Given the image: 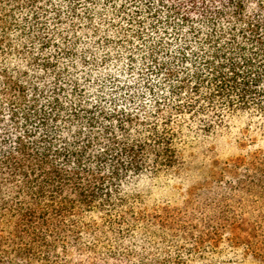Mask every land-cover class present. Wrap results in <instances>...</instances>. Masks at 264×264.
<instances>
[{"label": "trees", "instance_id": "obj_1", "mask_svg": "<svg viewBox=\"0 0 264 264\" xmlns=\"http://www.w3.org/2000/svg\"><path fill=\"white\" fill-rule=\"evenodd\" d=\"M234 116L264 139V0H0V264H264V143L250 199L152 195Z\"/></svg>", "mask_w": 264, "mask_h": 264}, {"label": "rangeland", "instance_id": "obj_2", "mask_svg": "<svg viewBox=\"0 0 264 264\" xmlns=\"http://www.w3.org/2000/svg\"><path fill=\"white\" fill-rule=\"evenodd\" d=\"M255 132V128L250 131V118L234 116L222 129H218V135L224 134L216 142L197 138V135L189 136L183 150L184 165L172 175L156 178L152 195L160 200L165 199L166 195L171 196L175 202L181 204L180 189L185 187H196L203 191V195H210L215 191L221 196L222 188L229 189L234 184L238 198L250 199V149L264 143L263 138L252 142L251 134ZM254 143L256 144L253 145ZM232 179L235 183H231ZM231 203L238 212H242L240 200L233 201L231 198ZM239 230L243 235H250V224L245 222Z\"/></svg>", "mask_w": 264, "mask_h": 264}]
</instances>
